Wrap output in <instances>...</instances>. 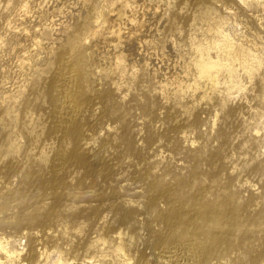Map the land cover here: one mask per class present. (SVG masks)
Wrapping results in <instances>:
<instances>
[{"label":"bare ground","instance_id":"1","mask_svg":"<svg viewBox=\"0 0 264 264\" xmlns=\"http://www.w3.org/2000/svg\"><path fill=\"white\" fill-rule=\"evenodd\" d=\"M253 80L264 110V0H0V212L21 210L0 227L28 229L27 247L0 236V264H264V242L259 252L244 242V256L229 253L235 237L264 223V209L248 213L230 177L218 188L219 149L197 151L211 163L210 185L197 182V164L170 180V168L160 173L142 154L143 144L157 152L189 142L185 128L201 123L204 104L219 107L214 128ZM135 89L142 116L165 128L134 129L125 101ZM254 128L264 131V119ZM71 196L96 202L87 207L94 216L111 214L106 236L59 243L47 224ZM80 250L95 253L72 256Z\"/></svg>","mask_w":264,"mask_h":264},{"label":"rangeland","instance_id":"2","mask_svg":"<svg viewBox=\"0 0 264 264\" xmlns=\"http://www.w3.org/2000/svg\"><path fill=\"white\" fill-rule=\"evenodd\" d=\"M183 5L188 13L196 12V14H199L197 11L199 4L189 3L188 5ZM127 76L128 74L126 73H119L116 75V79L123 82L126 80ZM141 80L144 92L147 93L150 90L148 87L150 86V82L145 79ZM247 87V90L231 96L234 97V99L230 101L229 107H233L235 110L231 112L228 118H226L223 112H220L218 125L214 128L212 127V118L215 114V109L219 107L215 108L212 107V104H204L203 107L205 110L199 112L201 123L185 128L189 142H164L163 146L160 148L162 151L159 149L157 152L150 150L145 146L146 144H143L142 154L144 158L149 162L151 161V163L159 161L158 165H151L156 171L163 173L164 168H170L172 173L167 176V179L170 180H172L175 175H187L190 168L197 164L199 167V180H197V182H204L210 185L213 183V176L209 174L211 163L206 158L200 157L197 151L201 148L204 149L205 152L219 149L220 153L216 161L219 163L221 162L222 165L217 169L218 188L224 189L226 182L230 177L227 188L236 193L239 201L247 204L246 211L248 213L255 214V212L264 209V131L261 130L260 134H255L256 129L254 128L264 119V110L259 107V99L262 92L260 83L257 80H253L248 82ZM129 94L126 96L127 98L125 102L130 108V120L136 131L140 132L142 135H146L145 133L150 126L160 130L165 128L167 123H163L162 119L157 122L149 117L142 116L140 110L136 107L135 102L131 101L132 99L130 97H133V94H136L137 97L142 99V90L135 89ZM215 97L219 96L216 95ZM245 97L247 99H245ZM188 99L189 98H184L182 102L186 103ZM175 102L176 100L172 98L169 100L168 105L174 106V104L176 105ZM157 107L160 108V111H164V109L161 110V103L158 102ZM182 109L180 110L181 115L184 114ZM219 129L224 132V140L226 141V144H223L222 142L223 139L220 136ZM98 132L102 137L105 136V131L98 129ZM173 136L175 137L173 139H176V133L173 134ZM192 141H195L194 146L189 147L188 145L191 144ZM175 144L179 145V149L174 147ZM130 171V168L125 166L123 176L128 175ZM3 181L4 180H0V188ZM123 184H127L129 187L132 186V183L129 180L125 181V183L123 182ZM96 189L97 187H89L84 190L94 191ZM122 191L126 194L131 193L126 189H123ZM210 197L214 198L211 194ZM89 200V198H76L73 196L66 198L63 201L62 215L54 222L47 224V226L60 231L61 239L59 240V243H63L64 247L68 246V244L65 243L66 241L77 240V236L79 239L83 240L96 239L102 234H104L103 236H106V232L102 229V226L108 219L104 217L108 216V218H110L111 214L107 211H102L98 216H94L87 207L89 205H95L96 202H90ZM72 205L75 206L72 207ZM10 207L12 210L0 212V219H4L5 221L11 220L13 216L19 214L21 211L20 208L15 206V203H11ZM34 208L35 205L30 207L27 212L32 211ZM34 228L39 230L42 227L35 226ZM250 228L252 231L250 237L244 241L238 240V238L236 239L235 237L234 240L237 245L233 246V248L229 250V253L232 255L244 256V242L251 243L254 252L262 250L264 242V223L259 222L252 225ZM27 230L26 227H0V236H8L12 241L13 246L23 248L27 247V240L23 237V234ZM81 251L82 250L72 254V256L78 254V257H83L85 254L95 253H87L84 250L82 253ZM106 259H112L111 255L107 256ZM214 261L216 262V260H213V262Z\"/></svg>","mask_w":264,"mask_h":264}]
</instances>
